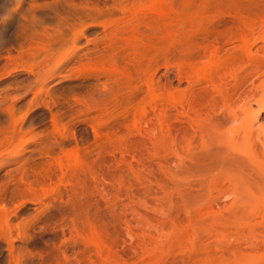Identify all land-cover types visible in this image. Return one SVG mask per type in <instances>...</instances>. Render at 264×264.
<instances>
[{
	"label": "rangeland",
	"instance_id": "obj_1",
	"mask_svg": "<svg viewBox=\"0 0 264 264\" xmlns=\"http://www.w3.org/2000/svg\"><path fill=\"white\" fill-rule=\"evenodd\" d=\"M17 1L0 0V208L5 207L0 209V264L264 261V202L211 207L199 200L223 167L247 183L250 168L237 166L217 146L207 153L195 150L178 171L175 189L166 173L168 139L157 122L169 106L168 92L178 84L169 52L189 49L203 58L210 44L206 34L216 30L218 14L231 12L229 1L169 0V21L144 16L151 0H26L16 11ZM253 53L259 75L253 77V64L240 68L248 65L246 58L232 71L247 86L254 81L260 99L264 33ZM152 75L161 98L137 130L133 115L149 99ZM187 86L185 81L182 87ZM137 92L147 96L132 101ZM251 107L257 111V105ZM247 108L244 101H234L224 109L238 113L242 125ZM258 123L264 126V112ZM114 124L117 131H109ZM73 151L85 161L79 175L66 160ZM134 209L151 222L145 229L155 238L141 232L143 219ZM97 239L110 260L98 255ZM143 248L149 253L143 255Z\"/></svg>",
	"mask_w": 264,
	"mask_h": 264
},
{
	"label": "bare ground",
	"instance_id": "obj_2",
	"mask_svg": "<svg viewBox=\"0 0 264 264\" xmlns=\"http://www.w3.org/2000/svg\"><path fill=\"white\" fill-rule=\"evenodd\" d=\"M225 1L216 0V3L220 4ZM227 1H229L232 10L229 14H218L215 17L217 27L210 34H206L205 40L210 39V44L203 48V58L199 52L189 49H185L186 53L183 54L169 52L170 66L176 67L175 75L178 84L175 90L168 92L169 106L160 112L157 121L160 133L166 135L168 139L169 166L166 173L170 184L175 189L179 188L181 180L178 171L182 170L184 162L188 158L187 155L195 150L207 153L213 146H217L220 152L229 157L237 166L250 168L248 176L251 183H247L242 176L240 179H234L223 167L216 176L217 179L207 186L206 193L199 196L201 197L199 198L200 202H205L211 207H219L228 201H230V205L241 204L248 200L264 202V126H260L258 123L259 114L264 112V94L260 99H257L258 86L255 82L252 81L251 85L247 86L245 79L239 81L232 71L237 62L246 58L249 60L248 65L242 64L240 68L244 69L253 64L256 68L253 77L260 74L258 62L251 60L254 55L253 49L257 47L258 41L264 33V0ZM150 2V5L146 6L147 8L144 10V16L153 14L159 19L170 20V12L173 9L170 7L172 4L170 5L169 0H151ZM25 3L26 0H18L15 10H20ZM226 17H228L229 23H225ZM22 19L34 24L25 14H22ZM219 27L224 29L220 30ZM23 33H25V29H23ZM34 35L35 33L32 32L31 36ZM235 43L238 44L235 45ZM229 44L234 45L231 49H225V46ZM207 53L209 54L206 55ZM24 55L23 52H19L18 57L23 58ZM204 59L205 61H203ZM62 62L58 61L56 66H60L59 64ZM113 68V72H119L115 66ZM110 71L111 69H109ZM102 72V75L107 73L105 69ZM185 81L188 86L182 87ZM156 86L154 75H152L148 79L147 95L149 99L147 105H141L133 115V128L135 127L137 130L141 127L142 118L149 113V107L157 104L156 101L161 98ZM195 87L198 89L194 93L190 92ZM147 95L137 92L132 94L130 99L132 101L141 100ZM234 101H244L248 106L247 119L242 125H238L241 122V116L238 113L231 109H224H229ZM252 104L257 105V111H252ZM225 127L230 129L224 132L222 128ZM155 128L153 126L150 132L152 133ZM108 129L117 131L118 128L114 124ZM242 135L245 136L242 137ZM152 156L157 157L159 154L153 151ZM66 160L74 175L85 172L83 166L85 161L83 162L82 157L76 151L70 152L66 156ZM58 164L65 177L67 171H65L63 160H59ZM129 165L134 174L136 173L135 176L139 175L135 165L132 163ZM152 176H154L153 173ZM170 196L172 195L170 194ZM0 209L5 210V207L2 206ZM65 214V212H59L61 216ZM136 214L139 215L138 220L143 219L139 210L136 211ZM148 221L147 218L139 221L141 232L150 238H155V235L145 229L150 222ZM127 224L131 234L134 232L131 228L133 226L129 221ZM93 232L98 238L95 228H93ZM97 240V246H94L98 250V255L103 259L110 260V255L103 252L104 243L101 239ZM262 241H264V236ZM249 246L255 248L254 245ZM145 250L143 248V255H146L144 252L147 250ZM202 264L216 263L212 259H206ZM257 264H264V261Z\"/></svg>",
	"mask_w": 264,
	"mask_h": 264
}]
</instances>
